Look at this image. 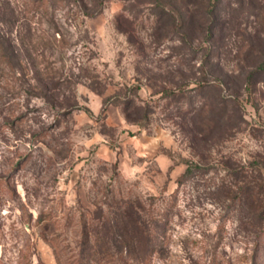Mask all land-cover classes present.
Listing matches in <instances>:
<instances>
[{
    "label": "rangeland",
    "instance_id": "1",
    "mask_svg": "<svg viewBox=\"0 0 264 264\" xmlns=\"http://www.w3.org/2000/svg\"><path fill=\"white\" fill-rule=\"evenodd\" d=\"M264 0H0V264H264Z\"/></svg>",
    "mask_w": 264,
    "mask_h": 264
},
{
    "label": "trees",
    "instance_id": "2",
    "mask_svg": "<svg viewBox=\"0 0 264 264\" xmlns=\"http://www.w3.org/2000/svg\"><path fill=\"white\" fill-rule=\"evenodd\" d=\"M261 69L264 70V59L262 60Z\"/></svg>",
    "mask_w": 264,
    "mask_h": 264
}]
</instances>
